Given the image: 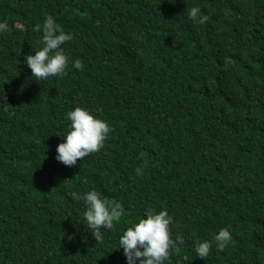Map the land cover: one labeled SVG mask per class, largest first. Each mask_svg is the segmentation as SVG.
Listing matches in <instances>:
<instances>
[{
    "label": "trees",
    "instance_id": "trees-1",
    "mask_svg": "<svg viewBox=\"0 0 264 264\" xmlns=\"http://www.w3.org/2000/svg\"><path fill=\"white\" fill-rule=\"evenodd\" d=\"M47 15L72 39L65 74L37 79ZM0 23V264H126L119 237L149 210L183 237L164 264H264V0H0ZM75 107L111 131L65 166ZM89 190L124 208L100 241L69 195Z\"/></svg>",
    "mask_w": 264,
    "mask_h": 264
},
{
    "label": "clouds",
    "instance_id": "clouds-1",
    "mask_svg": "<svg viewBox=\"0 0 264 264\" xmlns=\"http://www.w3.org/2000/svg\"><path fill=\"white\" fill-rule=\"evenodd\" d=\"M188 19L204 24L208 16L203 14L198 7L186 10ZM6 25L0 23V29ZM34 31H41L43 46L28 54L24 63L31 69L32 76L44 79L49 76H61L65 74L68 57L61 47L66 41L72 39V33H66L62 26L52 15H47L42 24H36ZM72 67L81 69L83 67L80 59L72 62ZM70 121L68 131L62 142L56 147L55 159L65 166H73L79 158L89 153L96 152L103 147L111 128L107 121L94 117L87 108L75 107L66 114ZM139 174L140 169H136ZM69 195L74 200H82L84 210L82 216L96 241H100L101 228L112 229L114 221H117L124 213L123 205L116 200L101 198L95 190L84 193L71 192ZM172 217L166 210L153 212L146 211L142 218L127 227L119 237V249L123 250L126 264H164L169 257V249L174 248L177 242L182 243V235L177 234L175 240L170 236L169 225ZM231 240L227 228H221L214 235L216 247L223 249ZM211 242L204 240L195 245V252L203 259L208 255Z\"/></svg>",
    "mask_w": 264,
    "mask_h": 264
},
{
    "label": "bare ground",
    "instance_id": "bare-ground-1",
    "mask_svg": "<svg viewBox=\"0 0 264 264\" xmlns=\"http://www.w3.org/2000/svg\"><path fill=\"white\" fill-rule=\"evenodd\" d=\"M222 175V174H221Z\"/></svg>",
    "mask_w": 264,
    "mask_h": 264
}]
</instances>
